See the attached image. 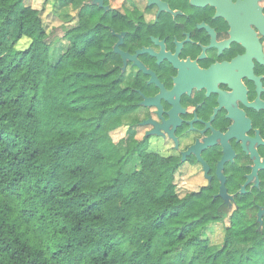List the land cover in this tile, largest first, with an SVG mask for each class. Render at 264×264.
<instances>
[{"label":"trees","instance_id":"16d2710c","mask_svg":"<svg viewBox=\"0 0 264 264\" xmlns=\"http://www.w3.org/2000/svg\"><path fill=\"white\" fill-rule=\"evenodd\" d=\"M68 1L77 20L51 61L41 10L0 0V264H264L255 221H217L211 194L178 193V159L134 137L112 34Z\"/></svg>","mask_w":264,"mask_h":264},{"label":"flooded vegetation","instance_id":"af4514ba","mask_svg":"<svg viewBox=\"0 0 264 264\" xmlns=\"http://www.w3.org/2000/svg\"><path fill=\"white\" fill-rule=\"evenodd\" d=\"M80 6L112 34L134 137L178 159V193H209L217 221H255L264 235V0Z\"/></svg>","mask_w":264,"mask_h":264},{"label":"rangeland","instance_id":"374dc122","mask_svg":"<svg viewBox=\"0 0 264 264\" xmlns=\"http://www.w3.org/2000/svg\"><path fill=\"white\" fill-rule=\"evenodd\" d=\"M24 3L41 10L44 25L49 33V41L51 42L49 59L51 61L57 60L65 49V40L62 38L63 31L69 27L71 16L77 13L78 6L68 0L50 1L49 3H45V0H24ZM28 43L29 41L23 38L18 42L17 48H24ZM111 136L117 142L125 138V129L120 127L114 130ZM133 168L132 165L129 166L128 171H131ZM224 226V224L211 225L205 231L203 238H208L211 245H220Z\"/></svg>","mask_w":264,"mask_h":264},{"label":"crops","instance_id":"0c3cea01","mask_svg":"<svg viewBox=\"0 0 264 264\" xmlns=\"http://www.w3.org/2000/svg\"><path fill=\"white\" fill-rule=\"evenodd\" d=\"M177 181V180H176Z\"/></svg>","mask_w":264,"mask_h":264}]
</instances>
